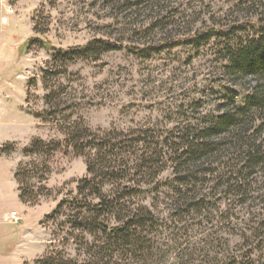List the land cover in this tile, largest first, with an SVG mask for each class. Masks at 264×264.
<instances>
[{
  "label": "rangeland",
  "instance_id": "374dc122",
  "mask_svg": "<svg viewBox=\"0 0 264 264\" xmlns=\"http://www.w3.org/2000/svg\"><path fill=\"white\" fill-rule=\"evenodd\" d=\"M34 20L45 31L42 40L57 49H82L99 39L119 48L53 64V51L27 47L28 38L34 36ZM259 21H264V0H0V24L4 23L0 26V180L10 188L22 166L25 178H20L25 181L21 185L27 183L32 193L23 203L41 206L46 214L42 224L50 233L41 258L63 253L74 264H88L104 243L101 233L72 228L66 222L84 215L79 206L86 200L95 202L87 192L78 191V182L88 176L85 158L65 148L48 156L23 153L33 138L63 142L60 125L79 120L101 134L130 140L147 132L151 140L160 142L163 154L155 177L135 175L138 161L130 151L128 165L120 166L131 172V181L120 179L119 185L138 190L127 198L129 206H143L159 220L152 236L167 252L165 264H205L209 253L222 254L223 259V250L237 255L247 250L242 237L251 234L247 225L264 219V166H258L248 179L237 178L245 184L240 194H225L226 189L216 185L220 176L222 182L229 177L235 180L228 166L238 161L237 153L213 155L210 167L216 172L206 175L202 188L208 209L178 218L172 216L174 200L168 188L179 173L173 161L176 155L164 139L179 143L174 135L183 127L202 126L204 116L230 109L231 99L236 106L244 104L257 81L252 76L236 81L229 77L224 56L251 38L250 25ZM210 31L214 34L201 37L196 45L186 41ZM43 70L54 73L46 82ZM31 78L35 81L29 83ZM51 91L59 92L60 109L65 110L53 118L42 115L48 108L44 96ZM262 116L254 125L264 148ZM4 145L6 150L13 149L3 152ZM147 146L139 144L137 156ZM32 162L39 166L46 162L49 173L44 180L41 172L32 173ZM104 184L105 194L113 195L115 184ZM63 200L60 214L51 217ZM14 205L15 199L2 204L5 209ZM114 218L107 217L105 222L116 225ZM190 252L194 255L188 257ZM20 254L14 250L6 264H21ZM120 259L114 253L112 264H125Z\"/></svg>",
  "mask_w": 264,
  "mask_h": 264
},
{
  "label": "trees",
  "instance_id": "16d2710c",
  "mask_svg": "<svg viewBox=\"0 0 264 264\" xmlns=\"http://www.w3.org/2000/svg\"><path fill=\"white\" fill-rule=\"evenodd\" d=\"M250 27L253 32L252 37L239 46L230 48L224 56L226 61L224 69L229 77L236 81L252 76L257 81L254 90L245 96L244 104L236 106L231 99L230 109L219 114L204 116L201 118L202 126H198L200 124L198 123L197 126L183 127L178 136L174 135L179 143H175L172 138L164 139V145L169 147L174 156L176 155L173 161L176 162V173L179 172L168 187L174 200L172 216L182 218L191 214L198 215L203 209H208V200L202 188L207 183L206 175H213L216 172L211 169L210 160L218 152L231 151L237 153L236 157H238L236 158L238 161L228 166V169L232 171L231 174L235 173V180L229 177L223 183L220 176V182L216 185V188L226 189L228 193L225 194L236 192L240 194L245 184L239 183L237 178L246 176L248 179L255 173L258 166H264V148L261 141L257 140L258 130L255 131L254 125L264 113V21L251 24ZM32 30L34 36L28 38L27 47L40 46L53 51V64L74 62L91 53L98 54L119 48L107 40L99 39L91 41L82 49L64 51L42 40L40 35L45 31L40 28L39 22L33 21ZM229 32L232 33L231 30ZM227 33L222 32V35ZM212 34H214L213 31L203 32L187 38L186 41L196 45L200 43L201 37ZM52 74H54L52 70H43L44 81L46 82ZM34 81V78H31L29 83ZM44 98L48 108L42 114L43 116L53 118L65 111L60 109L59 92L51 91ZM34 116L40 118L41 115ZM60 130H64L63 142L53 140L46 142L40 138H33L23 148V153L25 156H48L60 148H65L66 151L71 150L75 155L85 158L88 176L78 182V191L79 193L87 192V195L95 198V202L86 200L79 206L83 209L84 215L81 218L70 217L66 222L70 223L72 228H83L95 234L101 233L103 236L102 247L93 253L94 256L88 264H112L114 253H118L120 260H123L125 264H165L167 252L157 245V239L152 236L159 226V220L143 206L140 208L129 206L127 198L132 194H138V190L131 186L119 185L120 179L130 180L131 172L125 167L128 165L125 160L127 156L129 158L130 151L131 154L136 155L138 161L135 175L155 177L160 170L163 154L159 149L160 142L151 140L147 132H143V136L139 135L130 140L125 137L120 139L109 133L101 134L92 131L82 120L73 121L67 126L60 125ZM217 138L221 139L216 140ZM143 142L148 145L146 152L137 156L136 148ZM3 147V152L13 149L12 146L8 150L6 145ZM119 161L122 163L120 164ZM31 165L32 173L37 175L41 172V179L44 180V176L49 173L46 162L41 166L36 162H32ZM21 167L14 176L18 183L20 200L28 202L26 196L32 194L31 186L26 183V186L22 187L21 184L25 181L22 179L25 175ZM106 182L115 184L116 189L113 195L105 194L103 187ZM64 203L65 200L51 213V217L60 214ZM110 216L115 217L116 225L105 222V218ZM250 223L247 228L251 234L242 236L248 247L247 250L238 255L223 250L221 252L223 259H220L222 254L219 256L220 254L217 253L215 255L209 253L205 264H264V219L258 222L251 220ZM188 255L191 257L194 254L190 252ZM35 263L74 264L71 259L65 258L63 253H57L54 256L53 253H48Z\"/></svg>",
  "mask_w": 264,
  "mask_h": 264
},
{
  "label": "crops",
  "instance_id": "0c3cea01",
  "mask_svg": "<svg viewBox=\"0 0 264 264\" xmlns=\"http://www.w3.org/2000/svg\"><path fill=\"white\" fill-rule=\"evenodd\" d=\"M3 25L4 23L0 24L1 27ZM24 111L30 114L25 109ZM8 143L12 142L8 141ZM9 199H15V205L5 209L2 204ZM12 211L22 217L19 223L4 219V216ZM44 215L46 214L41 211V206H28L20 200L15 179L10 188H7L6 184L0 180V264H6L14 250L21 252L19 257L21 264H35V261L45 254L50 233L42 224ZM11 237H19V240L10 241ZM10 244L14 245L10 246Z\"/></svg>",
  "mask_w": 264,
  "mask_h": 264
},
{
  "label": "built area",
  "instance_id": "2783aa9c",
  "mask_svg": "<svg viewBox=\"0 0 264 264\" xmlns=\"http://www.w3.org/2000/svg\"><path fill=\"white\" fill-rule=\"evenodd\" d=\"M4 219L7 220V221H11V222H14V223L16 222L17 223L20 220V217H19V215L16 212L12 211L9 214H6L4 216Z\"/></svg>",
  "mask_w": 264,
  "mask_h": 264
}]
</instances>
